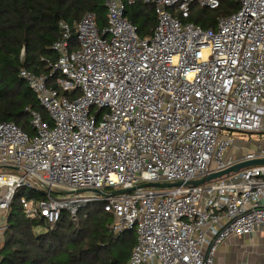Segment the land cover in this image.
<instances>
[{
    "label": "built area",
    "instance_id": "built-area-1",
    "mask_svg": "<svg viewBox=\"0 0 264 264\" xmlns=\"http://www.w3.org/2000/svg\"><path fill=\"white\" fill-rule=\"evenodd\" d=\"M145 1L158 17L151 37L139 36L122 0H106L108 24L99 30L86 14L76 44L60 23L49 76L20 70L49 121L32 111V134L0 122V244L20 188L45 192L20 204L49 229L63 211L76 221L102 203L115 234H137L128 264H216L230 237L264 233V164L185 184L264 159L261 143L233 153L234 132L264 134V0H239L214 28L187 19L193 4L220 0Z\"/></svg>",
    "mask_w": 264,
    "mask_h": 264
},
{
    "label": "trees",
    "instance_id": "trees-1",
    "mask_svg": "<svg viewBox=\"0 0 264 264\" xmlns=\"http://www.w3.org/2000/svg\"><path fill=\"white\" fill-rule=\"evenodd\" d=\"M125 17L141 38L151 37L158 23L155 6L145 0H122ZM240 8L239 0H220L216 9L195 3L188 22L214 28L219 17ZM88 13L96 15L99 30L107 23L106 0H0V122H14L32 134V111L49 121V114L20 70L50 75L48 61L57 58L52 49L61 36V22L72 28ZM58 73H55V75ZM60 75V74H59ZM58 75V76H59ZM24 196L44 198V191L20 188L8 213V230L0 249L1 264H128L137 234H115L113 214L102 203L80 210L73 221L68 211L53 229L45 219H28L20 204Z\"/></svg>",
    "mask_w": 264,
    "mask_h": 264
},
{
    "label": "crops",
    "instance_id": "crops-1",
    "mask_svg": "<svg viewBox=\"0 0 264 264\" xmlns=\"http://www.w3.org/2000/svg\"><path fill=\"white\" fill-rule=\"evenodd\" d=\"M215 261L216 264H264V233L230 237L218 247Z\"/></svg>",
    "mask_w": 264,
    "mask_h": 264
},
{
    "label": "water",
    "instance_id": "water-1",
    "mask_svg": "<svg viewBox=\"0 0 264 264\" xmlns=\"http://www.w3.org/2000/svg\"><path fill=\"white\" fill-rule=\"evenodd\" d=\"M264 164V159H255V160H247L243 161L241 163L235 164L225 170L218 171L215 173H212L204 178L190 181L188 183H185L186 185H191V186H199L202 184H205L207 182H210L212 180H216L219 178H222L225 175H230L231 173H236L240 171L243 168L249 167V166H256V165H261ZM183 184L182 181L178 182H173V183H154V182H149V183H144L140 184L139 186L133 187V188H127V189H120L118 191H114V194H122V193H128L131 192L137 188H144V187H157V186H167V187H175V186H181Z\"/></svg>",
    "mask_w": 264,
    "mask_h": 264
},
{
    "label": "rangeland",
    "instance_id": "rangeland-1",
    "mask_svg": "<svg viewBox=\"0 0 264 264\" xmlns=\"http://www.w3.org/2000/svg\"><path fill=\"white\" fill-rule=\"evenodd\" d=\"M234 137L238 139L235 147L233 148V153H245L248 149H255L256 146L261 143L264 144V134L259 133H241L234 132ZM7 229L3 232V239L0 244V249L4 246L6 237H7ZM256 242H259V239H256Z\"/></svg>",
    "mask_w": 264,
    "mask_h": 264
}]
</instances>
